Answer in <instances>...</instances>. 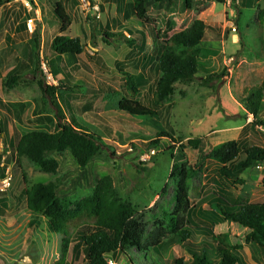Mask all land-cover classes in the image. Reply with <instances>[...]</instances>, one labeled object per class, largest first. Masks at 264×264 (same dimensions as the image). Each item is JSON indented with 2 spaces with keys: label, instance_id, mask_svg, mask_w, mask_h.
Returning <instances> with one entry per match:
<instances>
[{
  "label": "rangeland",
  "instance_id": "374dc122",
  "mask_svg": "<svg viewBox=\"0 0 264 264\" xmlns=\"http://www.w3.org/2000/svg\"><path fill=\"white\" fill-rule=\"evenodd\" d=\"M236 1L194 0L192 8L187 13L184 12L185 7L183 11L179 10L177 0L174 3L163 2L156 6H148L152 26L156 29L153 32L155 44H159L155 41L156 32H159L160 38L163 39L165 33L169 32L170 35L179 32L197 19L208 22L211 29L207 32L213 31L215 36H219L226 30L225 37L227 36L222 41L217 40L219 37L215 38L212 44L200 43L201 69L196 79L174 84L172 95L159 109L158 121L153 122L142 118L123 120L116 111V101L130 97L131 94L125 90L120 91L122 76L119 68L115 69V66L118 63L122 64L123 72L125 70L129 74L132 72L134 75H142L144 80L147 78L150 85L157 78L154 59L158 56V49L148 48L144 52L137 51L140 60L144 54L152 57L147 63V68L142 69L140 60L130 65L129 47L125 41L131 39L125 35L123 38H107L110 44L106 45L104 30L101 31L95 24L101 21L104 26L105 17L98 7L94 6L95 2L68 0L66 12L69 7L73 21L71 36L77 35L81 39L84 53L85 48L92 55L98 53L103 63L106 62V67L110 69L108 73L99 72L82 53L77 61L79 66L71 74V71L61 68L64 67L63 64L55 65L50 50L52 40L59 35L60 29L58 20L53 17L52 9L57 3L62 2L6 0L4 8L0 7V77L1 74L7 75L17 64L13 61L5 64L8 53H12L13 57L18 55L25 64L26 67L20 72L26 71L27 75L31 71L30 68H34L31 40L36 34L40 37L41 65V72L37 73L35 80H32L31 75L28 74L26 77L22 76L18 85L12 90L0 91L1 97L6 102L23 106L21 114L13 113L7 116V119L15 118V122L19 119L17 127L21 134L36 130L54 132V121L52 125L46 126L37 125L32 121L41 112L52 115L53 107L47 98L42 96L38 82L43 81L47 86H57L60 80L55 78L53 72L57 71L59 74L58 68H61L62 76L65 78L71 74L69 78L71 85L68 81H64L67 86L78 87L74 90L55 92L56 102L64 109L65 119L69 117L70 122L100 137L109 148L97 153L83 171L78 169L70 154L65 153L61 156L55 154L58 170L55 175H49L38 172L25 159L18 164L16 148L21 134L16 131L10 133L14 138V145L0 152V174L7 170L12 177L10 188L0 192V197L6 198L9 206L6 216L0 217V264L70 263L73 244L69 246L63 259L61 255L63 234L51 233L45 218L25 208L23 191L34 184L54 182L59 179L61 186L56 190V195L59 198H69L78 202L91 194L99 178L110 176L122 200L135 207L136 216L147 225V232H150L163 218L164 212L169 213L173 210L174 181L170 179V174L174 165L180 164L192 169L199 166L198 153L189 146V141L203 140L206 153L228 141H238L243 148L252 145L264 147V0H249L248 6L244 5L248 0H240L239 4ZM13 4H22L25 8V15L29 19L28 21L22 19L27 24L26 36L22 32L18 35L12 32L16 25L14 16L8 21L4 20V12ZM172 7L175 9L173 15ZM229 8L235 13L232 18ZM229 21L232 22L235 31L232 30ZM124 24L129 29L136 24L140 28H148V25L138 22L134 16ZM107 26L110 28V22ZM168 28L171 29L167 31ZM227 32H230L229 36ZM12 40L15 41L12 43ZM134 41L137 43L136 40ZM214 54H217V57ZM212 55L214 60L211 59ZM231 56L232 58L227 60ZM207 76H215V78L204 85L200 78L206 79ZM106 89L112 90L115 94L109 95L111 91L107 93ZM105 94H108L106 98ZM259 96L261 101L257 107V115L254 117L252 103H258ZM152 97V89L149 92L147 86L139 89L138 99L145 106L151 105ZM1 108L0 106V114L3 112ZM105 109L107 112L109 110L107 114L103 113ZM15 111L17 112L18 108ZM159 130L170 134L173 141L177 142L172 143L168 139H163L156 149L148 150L146 146L155 139ZM110 153H114V157ZM241 159L242 155L238 160ZM202 164V168L192 182L189 195L190 203L196 209L194 223L197 226L192 229L189 242L192 244L206 242L214 248L211 236L228 234L229 244L237 247L236 252L244 264H264V256L260 250L255 245L245 242L247 236L245 229L233 223L222 222L210 232L201 224H206L209 219V203L215 190L211 179L214 178L216 169L211 162L204 161ZM23 173L26 182H23ZM238 179L229 190L233 199L248 203L264 202L262 185L264 163L244 171ZM165 186L167 188L163 192ZM208 251L210 259L218 262L219 257L210 249ZM132 254V251L125 252V255L119 254L118 259L114 261L117 264H140V262L147 264L141 257L136 260ZM160 255V264H172L180 258L190 260L177 237L163 241ZM154 257L158 258L156 255ZM82 260L83 255L78 264H81Z\"/></svg>",
  "mask_w": 264,
  "mask_h": 264
},
{
  "label": "trees",
  "instance_id": "16d2710c",
  "mask_svg": "<svg viewBox=\"0 0 264 264\" xmlns=\"http://www.w3.org/2000/svg\"><path fill=\"white\" fill-rule=\"evenodd\" d=\"M173 0H131V11L138 22L152 26L148 16L149 5H159L163 2L171 3ZM194 0H185L183 7L186 10L192 8ZM260 1V0H256ZM6 0H0V7H4ZM53 17L60 25L59 35L51 43V53L56 57L64 55L79 56L83 53V46L78 38H70L65 35L71 25L70 16L66 13L63 3H57L52 9ZM18 21V18L16 19ZM153 28V26H152ZM171 28H168L169 31ZM203 21L194 20L186 29L169 35L165 33L160 38L156 32L155 41L158 42V56L154 59L155 73L157 78L152 87V102L145 106L139 99V89L146 86L139 76H131L120 69L122 89L131 94L123 97L118 105L117 112L127 120L149 119L158 121L159 109L162 108L173 93V85L177 82H189L196 79L199 73V58L201 49L199 44L203 40L206 30H210ZM17 34L27 33L25 23L18 24ZM94 33V30H93ZM106 45L110 42L107 38H123L122 34H112L107 31L103 33ZM32 41V55L34 77L41 72L40 65V37L35 35ZM133 41L126 40L125 44L133 48ZM88 60L100 71L107 70L103 59L99 56L88 58ZM22 76L11 72L2 78V89L6 92L16 87ZM215 76L202 78L204 85L209 84ZM42 96L54 108L56 120L54 132L48 130H36L24 133L18 141L16 158L18 164L25 159L38 172L55 175L58 170V162L54 155L68 153L76 162L78 169L83 171L88 162L101 150L109 147L102 139L83 127L70 123H62L63 114L56 105L55 92L57 90H73L67 88L63 82L55 87L43 84L39 81ZM261 96V95H260ZM258 103H252L253 116L256 117ZM0 105L4 104L0 101ZM126 115L123 116L122 114ZM52 118L36 116L32 121L35 124L52 125ZM168 139L172 143L173 138L163 130L156 133L153 141L146 146L148 150L156 149L161 140ZM189 146L198 153L196 168H187L184 165H174L170 179L174 181L172 212H164L163 218L156 224L154 230L147 232V225L136 216L135 207L129 202L123 201L119 192L114 187L112 178L104 176L95 182L91 194L78 202L69 198H59L56 190L61 186V181L37 183L23 191L25 197V208L33 214L40 215L48 222L51 233L63 234L61 240V255L64 259L71 248V263L78 264L83 255L81 264H107L108 260L116 261L119 254L132 251L137 260L143 259L147 264H160V249L163 241L167 238L177 237L181 246L187 251L189 261L177 259L172 264H244L237 251L236 246L229 244L228 234L212 235V243L215 246L201 242L192 244L189 242L192 229L196 228V209L191 205L189 195L192 182L198 171L202 168V162L208 161L215 165L214 178L211 179L215 188L213 197L209 203V219L205 226L207 231L212 230L218 223L229 222L240 226L247 231L245 242L255 245L264 256V202L248 203L233 199L229 193L231 187L239 180L238 177L246 170L264 163V147L243 146L238 141H228L213 147L206 153V145L203 140L195 139L189 141ZM114 157V153H110ZM242 155V159L238 160ZM4 171L0 178H3ZM23 182L26 176L22 174ZM264 187V179L262 181ZM167 186L163 189L165 192ZM1 194V193H0ZM8 200L0 197V217L6 216L8 212ZM84 227V228H83ZM82 228V230H80ZM67 230V232H66ZM70 230L73 233L70 234ZM210 249L219 257V261L210 259ZM138 255V256H136ZM156 255L158 258H155ZM114 261V262H115ZM80 264V263H79ZM140 264H142L140 262ZM145 264V263H144Z\"/></svg>",
  "mask_w": 264,
  "mask_h": 264
},
{
  "label": "crops",
  "instance_id": "0c3cea01",
  "mask_svg": "<svg viewBox=\"0 0 264 264\" xmlns=\"http://www.w3.org/2000/svg\"><path fill=\"white\" fill-rule=\"evenodd\" d=\"M59 1L63 3V5L65 7V10H66V4L69 3L68 0H63V1L59 0ZM93 1L95 2V5L94 6H97L98 9H99V11L101 12V14H103V16L105 17L104 26H103V23L100 20H99L100 22H97V23L94 22L95 24H97L98 29H100L101 31L103 29L104 30L103 32L107 31V32L112 33V34H122L123 36L125 35L126 37H129L128 39H131L134 42L133 43V48H129V53H128V57H129V61H130L129 64L130 65H132V64H134V62L140 60V56H137V51L143 50V52H144V51H147L148 48H152L153 50H156L157 49L158 44H155L154 41H153V36H154V33L153 32L156 30L155 28H151L152 26L151 27L148 26V28L147 27H141L140 28L136 24V25H133V28L132 29H129L128 26L126 24H124L127 20H129L131 17L134 16L133 13H132V11H131V8H130V6H131V0H93ZM177 1H179V7H178L179 10L182 9V11H183L184 10L183 9V2L185 0H177ZM232 1H236V0H232ZM172 2L174 3V2H176V0H173ZM236 3L239 4L240 3V0H237ZM249 3H250L249 0L248 1H245L244 5H247L248 6ZM67 9H68V12H66V13L70 16V19H71V9L69 7H67ZM24 10H25V8L23 7L22 4H13L12 6H10L4 12V16H5L4 20L5 21H8L11 16H14L15 17L14 20L16 21V25H15V27H14V29H13L12 32L13 33H16V35H18L17 32H16V30L18 29V24H21V23H25L26 24V22H23V21H28L29 20L27 18V16L25 15ZM188 11L189 10H185L184 12L187 13ZM229 11L232 13V14H230L231 18L234 17L235 16V13L232 10V8H229ZM171 12H172V15L175 14V9L173 7H172ZM148 16L151 19V16L149 15V13H148ZM17 18H18V21L16 20ZM24 18H25V20L22 21V19H24ZM197 20L203 21L202 19H197ZM72 22L73 21H71L70 28H69L68 32L65 35L69 36L70 38H78L81 41V39L77 35H74V37L71 36L72 35L71 34L72 33V27L71 26L73 24ZM108 22H110V28H108V26H107V23ZM228 23H230V26L232 25L231 24L232 22L229 21ZM205 24L210 28V25L208 24V22H206ZM26 26H27V24H26ZM92 28H94V27H92ZM145 30L147 32H145ZM69 31H70V33H69ZM225 32H226V30L224 32L222 31L219 36H215L214 33H213V31H210V33H209L206 30L205 31V34H204V37H203V40L201 41V43L202 44L203 43H211L212 44V42L215 41V38H217V37H219V39H217V40L222 41V39L224 40L227 37V36L225 37ZM229 33L230 32H227L228 36H229ZM22 34L24 36H26L27 33L22 32ZM87 34H88V39H89L90 38V28H89V26L87 27ZM230 37H231V35H230ZM149 39L151 40V42H150ZM134 40H136L137 43ZM14 41L15 40H12V43ZM221 44H223V43L221 42ZM232 44H234V43L232 42ZM200 45L201 44H199V47H201ZM85 51L86 52L84 53V48H83V54L87 58H89V56L90 57H94L96 55L99 56L98 53L92 55V53L89 50H87L86 48H85ZM96 51L98 52V49H96ZM132 51H134L135 53H133ZM212 52L213 51L210 50V53H212ZM214 55L217 57V54H214ZM51 56L53 57L52 60L55 62V65L56 66L63 64L64 67H61V68L66 69L68 71H71V74H72V72L74 73L76 71L77 67L79 66L78 63H77V61H78V59H79V57L81 55H79V56H75V55H64V56H62V57L59 58V57L54 56L51 53ZM100 58H102V57H100ZM151 58L152 57L146 56V54L143 55L142 60H140V62L142 64V69L147 68V63H149L152 60ZM231 58H232V56L231 57H228L227 60H230ZM211 59L212 60L215 59L213 55H212ZM12 61L13 62H16L17 64L15 65V67L8 74H10L11 72H16V74H19L20 76H25V77L28 74H30L31 77H32V80H35L34 79L35 77H34V75L32 73V70H33L32 67L30 68L31 71L27 75H26V71L20 72L24 67H26L25 64L22 63L23 61L20 60V57L18 55L13 57L12 53H8L7 56H6L5 64H8V63H10ZM60 61H62L63 63H60ZM155 64H156V62L154 63V67H155ZM31 66H32V61H31ZM61 68H58L59 74L57 73V71H54V70H53L54 71L53 74H54V76H55L56 79L60 80L59 82H63L66 85V87L68 88L69 86H67V84L64 81H68V83H70V85H71L72 82L69 80V78L71 77V74L70 75H67V77L65 78L64 76H62ZM118 68H119V71H120V69L122 68V64L118 63L115 66V69H118ZM100 72L108 73V72H110V69L107 67V70L100 71ZM124 72H125V70H124ZM125 73H127V72H125ZM7 75L3 76V74H1V77H0V91L3 90L2 89V85H1V80H2V78L6 77ZM129 75L141 77L142 80L145 82L146 86L148 87V92H149V90L151 91L152 84H154V81L149 85L148 82H147V78H145V80H144V78L142 77V75H138V74L137 75H134L132 72ZM99 78H102L103 80H106L103 77H99ZM200 79H202V78H200ZM120 80H121V78H120ZM122 84H123V82L120 81V85H119L120 91L123 90L122 89ZM77 88H70V89H73L74 90V89H77ZM105 91H107V93L111 91L109 93V95L115 94L114 92H112V90H107L106 89ZM107 96H108V94H105L104 95L105 98ZM0 101L2 102V104H4L3 107L0 105L3 108V109L1 108L3 110V112H1L2 114H0V152H3V151H5L6 148H10V146H13L14 145V138H12V136H11L10 133L16 131L19 134H21L19 128L17 127V125H18L17 123L19 122V119H17V121L15 122V118H9L10 121L7 118L9 116H11L13 113H15V114L16 113L21 114L22 107L23 106H21L18 103L17 104H13V103L6 102V100H3V98L1 97V95H0ZM119 101H120V99H118V101H116L117 102V105H118ZM56 105L60 108V110H61V112L63 114V121H65V120L67 121V122H63V123H70V118L69 117H67L65 119V112H64V109L62 108V106L60 105V103L58 105L57 102H56ZM16 108H18V111L17 112L15 111ZM54 111L55 110L53 108L52 115L50 113H48V112H41V114H38L36 116H42V118L43 117L52 118L53 119L52 121H54L55 122L54 124L56 125V120L54 118V113H55ZM116 111H117V109H116ZM106 112H107V109H105L103 113H106ZM108 112H109V110H108ZM6 113H7V115H6ZM34 118H33V120H34ZM96 118H99V116H96ZM122 119L124 120V118H122ZM54 124H53V127H55ZM103 124H106L107 125V123H103ZM37 125H41V124H37ZM22 135L23 134L20 135V138H21ZM71 260H72V253H71ZM71 260H70V263L69 264H72L71 263ZM65 264H68V263H65Z\"/></svg>",
  "mask_w": 264,
  "mask_h": 264
},
{
  "label": "built area",
  "instance_id": "2783aa9c",
  "mask_svg": "<svg viewBox=\"0 0 264 264\" xmlns=\"http://www.w3.org/2000/svg\"><path fill=\"white\" fill-rule=\"evenodd\" d=\"M231 27L233 28L232 25H231ZM232 30L235 31L234 28ZM11 180H12V177L10 176L9 172L6 170L4 172L3 178H0V192H4L8 188H10ZM107 264H117V263L112 261V260H108Z\"/></svg>",
  "mask_w": 264,
  "mask_h": 264
}]
</instances>
